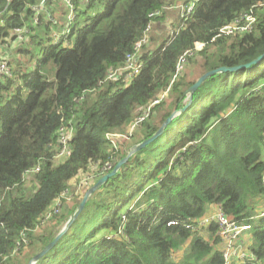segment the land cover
<instances>
[{"label": "trees", "instance_id": "obj_1", "mask_svg": "<svg viewBox=\"0 0 264 264\" xmlns=\"http://www.w3.org/2000/svg\"><path fill=\"white\" fill-rule=\"evenodd\" d=\"M70 3L74 17L67 26L63 0H0V62L4 45L17 39L16 30L27 37L15 51L18 58L7 60L12 77L0 79V264L22 253L24 248L16 249L24 239L30 259L50 244L80 204L83 190L73 195L69 183L84 174L94 177V185L106 163L114 168L126 156L111 148L107 135L128 132L135 118L160 100L140 126L137 143L145 141L174 109L185 106V93L200 76L264 55V0ZM178 3L193 4L191 14L179 18L173 35L157 45L147 38L139 74L127 85L121 79L105 82L152 22ZM250 11L256 18L251 33L218 37ZM156 12L160 15L150 17ZM197 45L202 48L195 50ZM181 58L191 72L198 70L195 79L183 72L175 77ZM62 127L73 130L71 154L55 164ZM33 169L38 172L29 182L35 187L27 195L24 173ZM57 200L59 213L42 227ZM262 200L264 58L204 81L190 106L89 197L36 264H224L216 226L186 229L204 219L210 206L250 226L249 255L230 264H264ZM171 222L177 225L168 226Z\"/></svg>", "mask_w": 264, "mask_h": 264}, {"label": "built area", "instance_id": "obj_2", "mask_svg": "<svg viewBox=\"0 0 264 264\" xmlns=\"http://www.w3.org/2000/svg\"><path fill=\"white\" fill-rule=\"evenodd\" d=\"M65 3V6L68 10V16H67V26L70 23V21L73 20L74 12L70 3V0H63ZM179 6L181 16L180 18H185L186 15L191 14L193 9V4H190L188 6ZM160 13L156 12L150 15V17L154 18L156 16H159ZM3 11L0 12V25L3 24ZM256 23V18L254 17L253 11H250L249 13L242 14L237 18L234 23L231 25L223 27L219 33L218 37L220 36H231V35H245L248 33H251L254 25ZM150 28V27H149ZM24 31L16 30L14 34L19 37V39L22 38V34ZM55 40H57V35L53 36ZM147 38L144 37L138 44H136L133 53L129 54L123 63L122 66L115 69L113 72H110L106 78V81L114 80V79H121L125 83H129L132 81L138 74L141 69V64L139 62L140 52L142 45L146 44ZM199 50V49H195ZM190 55V53H186L184 56ZM186 64V59L181 58L179 63L176 66V74L175 77L179 76L184 71V66ZM0 76L1 77H12V70L8 66L7 60H1L0 62ZM101 85V84H99ZM83 99L82 97L79 100ZM160 100L153 102L150 106H148L141 114L137 117L135 122L132 124V126L128 130V134L126 136H119L117 134L113 135H107V140L110 141V144L112 145L113 149H117V142L116 140H125L126 137H129L133 131L136 128H139L143 122L148 118L150 114L151 108L158 104ZM73 130L70 128L62 127L58 130L57 133V139H56V146L55 151L56 154L54 156V163L58 164L63 161H65L71 154V148L69 145V141L72 137ZM112 165L110 163H106L102 169L101 172L105 175L109 173L112 170ZM38 172V169H33L26 171L24 173V179L30 177L31 175ZM94 177L90 176L84 180L83 184L88 183L90 180H93ZM81 186H83L81 184ZM68 196V191H65L64 194L61 195L62 199H65ZM57 205L56 207L49 212L42 222L44 224L45 222H49L53 217V215H57L59 213V207H60V201L57 200L55 202ZM54 205V204H53ZM53 207V206H52ZM215 213H212L210 215H207L204 219L197 222L194 226H187V230L191 231H197L200 228L208 227L209 225L213 224L216 226V237L219 239L220 247L219 250L221 251L222 257L224 259V264H230L232 262H241L244 261L245 258L249 255L248 248L241 243V237L245 234H247L250 231V226H244V225H238L235 222H233L230 218H228L226 215H224L219 208ZM177 223L171 222L168 224V226H176ZM27 241L24 239L22 245L17 246V250H20L26 246Z\"/></svg>", "mask_w": 264, "mask_h": 264}, {"label": "rangeland", "instance_id": "obj_3", "mask_svg": "<svg viewBox=\"0 0 264 264\" xmlns=\"http://www.w3.org/2000/svg\"><path fill=\"white\" fill-rule=\"evenodd\" d=\"M193 1H195V0H193ZM182 5H183V3H178V4H176L175 6H173L171 8H166L165 11H164L163 18H161L160 20H157V21L152 22L149 30L146 32L145 38H149V37L153 38L154 39V42H156L155 45H157L163 38H166L168 36H172L173 33L175 32L174 31L175 26H177L178 23H179V18L181 16V12H180L179 6H182ZM66 10H67V8H66ZM67 12H68V10H67ZM67 16H68V14H67ZM66 21H67V17H66ZM26 41H27V37H25V36H22L21 39H19V37H17V39H15L14 41L13 40L12 41L8 40V43L6 45H4V47L2 49L3 53L1 54V60H9L11 57L16 56L15 55V51L21 45L24 46L26 44ZM151 46H153V45L151 44ZM196 48L200 50L202 48V45H197ZM16 58H18V57L16 56ZM11 68H12V66H11ZM198 73H199L198 70H194L193 72H191L189 69H187L186 67H184V71H183L182 74L185 75V76H187L188 77V80H192V79H195L198 76ZM0 79H2L1 76H0ZM50 79H53V75L50 77ZM127 84L128 83H126V85ZM25 94L26 93L24 92L23 97L25 96ZM164 97H165V95L164 96H161L160 99L162 100ZM184 102H186V100H184ZM136 119H137V117L135 118V120ZM135 120H134V122H135ZM140 130H141V127L136 128L133 131L132 136L126 137L125 140H122V141L116 140V142L118 143L117 144V150L119 148H120V150H125V152L124 151L123 152L126 153V155H127L128 150L132 146L136 145L137 142H139V140H140ZM127 134L128 133L124 130V131L118 133L117 135H119V136H126ZM111 148H112V145H111ZM87 176L88 175L80 174V175H78L76 177L77 179H75L74 185L77 186V188L79 189L78 192L82 188H86L87 187V190H85V191L82 192L83 194L80 197L81 198L80 202L82 201L85 193L93 186L92 180H90L86 184H83V182L87 178ZM81 184L83 186L80 188V185ZM84 186H86V187H84ZM34 187H35V183H32V182H29L28 181L25 184L26 194L27 195H30L33 192V190H34ZM262 201H260V203ZM56 205L57 204L54 203V205L52 207V210L56 207ZM45 224H46V222L42 225V227ZM42 227H40V228H42ZM248 238H249V233L243 235L241 237V243L244 244V245H246V246H248L250 244V241H249ZM26 246H27V244H26ZM26 246H24V249L22 250V253L19 256H13V257H11L7 264H28L30 262V260H31L30 259L31 256L30 257H28V256L31 255V254H33V253H29V251H28L29 249L26 248ZM183 250H182V252H183Z\"/></svg>", "mask_w": 264, "mask_h": 264}, {"label": "water", "instance_id": "obj_4", "mask_svg": "<svg viewBox=\"0 0 264 264\" xmlns=\"http://www.w3.org/2000/svg\"><path fill=\"white\" fill-rule=\"evenodd\" d=\"M44 3L41 4L40 8H43ZM264 58V55L259 56L256 58L252 63L244 65V66H239L236 68H226V67H221L212 71H209L202 76H200L194 83L193 85L186 91L185 97H186V102L185 106L178 111L177 109H174L170 116L163 122V124L160 126V128L155 132L150 138L146 139L145 141L138 143L134 146H132L127 155L121 159L115 166L114 168L104 176H102L84 195L82 201L80 204L77 206L76 210L72 214V216L69 218V220L63 225V227L60 229L58 234L55 236V238L52 240L50 244H48L45 248H43L40 252L36 253L30 260L28 264H36L43 256H45L48 251L59 241V239L66 233V231L69 229L71 224L74 222V220L77 218V216L80 214V212L83 210L88 198L96 192L108 179L111 177L115 176L120 168L124 165V163L129 160L134 154L139 152L141 149H143L145 146L149 145L153 141H155L158 137H160L166 127L172 122V120L178 116L180 113L185 111L191 104L192 102V94L206 81L212 76L218 75V74H224V73H233L239 70H244L248 69L250 66L257 64Z\"/></svg>", "mask_w": 264, "mask_h": 264}, {"label": "crops", "instance_id": "obj_5", "mask_svg": "<svg viewBox=\"0 0 264 264\" xmlns=\"http://www.w3.org/2000/svg\"><path fill=\"white\" fill-rule=\"evenodd\" d=\"M165 28H166V27H165ZM13 58L17 59L15 56H13ZM125 130L127 131V128H126ZM123 151H125V150H123ZM128 151H129V150H128ZM76 179H77V178H76ZM28 181H30V177H28V178L25 179V184H26ZM74 183H75V179L72 180V181L69 183V186H68V187H70V189L73 191V192H72L73 195H75V194L81 192L82 190L84 191V188H82V189L78 192L79 189L77 188V186L74 185ZM33 186H34V185H33ZM81 187H82V186L80 185V188H81ZM86 190H87V189H86ZM217 210H218L217 207H215V206H210V207L208 208V210H207V214L210 215V214H212V213H215ZM245 246H246V245H245ZM246 247H247V246H246Z\"/></svg>", "mask_w": 264, "mask_h": 264}]
</instances>
